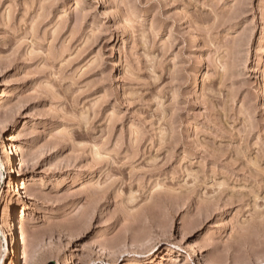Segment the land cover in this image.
Instances as JSON below:
<instances>
[{
  "label": "rangeland",
  "instance_id": "374dc122",
  "mask_svg": "<svg viewBox=\"0 0 264 264\" xmlns=\"http://www.w3.org/2000/svg\"><path fill=\"white\" fill-rule=\"evenodd\" d=\"M0 264H264V0H0Z\"/></svg>",
  "mask_w": 264,
  "mask_h": 264
},
{
  "label": "bare ground",
  "instance_id": "6f19581e",
  "mask_svg": "<svg viewBox=\"0 0 264 264\" xmlns=\"http://www.w3.org/2000/svg\"><path fill=\"white\" fill-rule=\"evenodd\" d=\"M8 164L11 165V157L8 158ZM6 223V222H5ZM6 239V238H5Z\"/></svg>",
  "mask_w": 264,
  "mask_h": 264
}]
</instances>
